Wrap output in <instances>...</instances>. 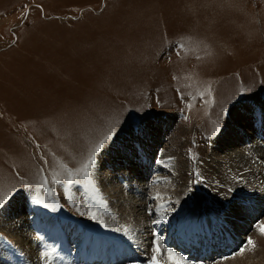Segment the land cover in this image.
Returning a JSON list of instances; mask_svg holds the SVG:
<instances>
[{
	"label": "rangeland",
	"instance_id": "rangeland-1",
	"mask_svg": "<svg viewBox=\"0 0 264 264\" xmlns=\"http://www.w3.org/2000/svg\"><path fill=\"white\" fill-rule=\"evenodd\" d=\"M0 91V200L7 197L0 204V249L15 263H22L23 255L13 248L15 223L9 218L18 207L24 209V232L35 235L33 248L48 264L130 263V242L100 231L98 215L108 205L93 184L95 172L102 171L109 174L106 185L116 184L125 198L144 203L139 210L151 220L142 231L149 234L146 250L139 249L133 264H152L154 254L160 264H173L168 249L185 264L232 261L251 231L256 244L243 258L264 259V221L257 225L264 219L262 186L250 179L248 188L240 183L232 189L240 194H223L237 213L222 214L227 201L217 192L221 179L212 181L210 167L226 151H241L245 144L249 150L264 147V0H0ZM109 133L112 139L97 154L88 178L74 174ZM222 137L229 140L225 152ZM159 152L152 173L151 157ZM135 153L137 161L147 159L145 175L133 177L141 189L129 184L130 177H114L101 162L119 166L120 157L136 161ZM175 164L184 170L183 181L171 170ZM69 171L78 183L67 182ZM254 179L261 184L258 175ZM167 181L169 193L161 198L155 186ZM88 209L98 211V219ZM162 210L184 215L171 221L167 212L160 221ZM53 220L60 231L48 225ZM80 224L96 231L85 232ZM157 235L159 252L153 244ZM205 235L212 245L218 240L226 246L210 260L203 258ZM101 242L113 250L96 259ZM192 255L203 262L191 261Z\"/></svg>",
	"mask_w": 264,
	"mask_h": 264
},
{
	"label": "bare ground",
	"instance_id": "bare-ground-1",
	"mask_svg": "<svg viewBox=\"0 0 264 264\" xmlns=\"http://www.w3.org/2000/svg\"><path fill=\"white\" fill-rule=\"evenodd\" d=\"M19 46V45H18ZM26 48H28V47H26ZM27 51H28V49H27ZM126 75V74H125ZM68 76V75H67ZM126 78V77H125ZM68 81V80H67ZM205 81H207V80H205ZM69 86V85H68ZM3 87V86H2ZM67 87V86H66ZM4 88H6V87H4ZM16 88V87H15ZM72 88H73V86H72ZM72 88H71V90H72ZM7 89V88H6ZM16 89H18V88H16ZM20 89V88H19ZM70 90V89H69ZM2 91H5V90H2ZM2 91H0V93L2 92ZM15 91H17V90H15ZM14 92V91H13ZM18 92V91H17ZM67 92V91H66ZM16 93V92H15ZM19 93V92H18ZM101 94V93H100ZM15 95H18V94H15ZM22 95V94H21ZM20 95V96H21ZM39 95V94H38ZM89 95V94H88ZM95 95H96V93H95ZM109 95V94H108ZM2 96H3V94H2ZM1 96V97H2ZM5 96H6V94H5ZM19 96V95H18ZM26 96H27V94H26ZM41 96V95H40ZM67 96H68V93H67ZM72 96V95H71ZM94 96V95H93ZM98 96H100V95H98ZM0 97V98H1ZM10 97V96H9ZM11 97H13V96H11ZM22 97V96H21ZM20 97V98H21ZM54 97V96H53ZM52 97V98H53ZM68 97H70V94H69V96ZM91 97V96H90ZM89 97V100L92 98H90ZM4 98V97H3ZM5 98H8V97H5ZM14 98V97H13ZM67 98V97H66ZM101 98V97H100ZM100 98H98V100L100 101L101 99ZM111 98V97H110ZM218 98V97H217ZM12 99V98H11ZM94 99V97L91 99V101ZM96 99V98H95ZM107 99V98H106ZM112 99V98H111ZM111 99H109V100H111ZM219 99V98H218ZM3 100V99H2ZM89 100H87V101H89ZM113 100V99H112ZM5 101V100H4ZM50 101V100H49ZM107 101V103H108V105L110 104L111 105V103H109L108 102V100H106ZM218 101V100H217ZM82 103V102H81ZM89 103H90V101H89ZM91 103H95V101H93V102H91ZM100 103H101V101H100ZM85 104V103H84ZM84 104L81 106V107H84ZM88 105V104H87ZM103 105V104H102ZM107 105V104H106ZM45 106V105H44ZM79 106V107H80ZM90 106V105H89ZM89 106H85L86 108L87 107H89ZM96 106V105H95ZM78 107V106H77ZM54 108V107H53ZM101 108V104H100V106H99V109ZM90 109H91V107H90ZM214 109V108H213ZM75 111V110H74ZM213 111V110H212ZM52 112V111H51ZM85 112V111H84ZM83 112V113H84ZM87 112H89V111H87ZM47 113H49V112H47ZM72 114V113H71ZM78 114V113H77ZM53 115H54V113H53ZM52 115V116H53ZM72 115H74V114H72ZM247 114H244L243 116L245 117ZM45 116V115H44ZM58 119V118H57ZM42 120H44V119H42ZM57 121V120H56ZM65 121V120H64ZM68 121V120H67ZM70 121V120H69ZM54 122V121H53ZM46 123V122H45ZM49 123V122H48ZM62 124H64V123H62ZM63 125H58V127H62ZM51 127V126H50ZM55 127H57V126H55ZM65 127V126H64ZM43 128H44V126H43ZM52 128V127H51ZM50 128V129H51ZM19 129V128H18ZM31 129V128H30ZM78 129L80 130V127H78ZM32 130V129H31ZM46 131V129H43V131ZM53 130V129H52ZM78 130V131H79ZM29 131V130H28ZM49 131H51V130H48L47 132H49ZM66 131V130H65ZM65 131H64V135H65ZM68 131V130H67ZM149 131H153L152 129H149ZM54 132V131H53ZM75 132V131H74ZM63 133V132H62ZM68 133V132H67ZM66 133V134H67ZM88 133V132H87ZM33 134V133H32ZM73 134V133H72ZM85 134H86V132H85ZM50 135H51V133H50ZM50 135H48V136H50ZM63 136V135H62ZM85 136V135H84ZM54 136L52 135V138H53ZM56 137V136H55ZM65 137H66V135H65ZM67 138H68V136H67ZM54 139V138H53ZM69 139H71V138H69ZM28 140V139H27ZM80 140V139H79ZM78 140V141H79ZM57 141V140H56ZM78 141H76V143H78ZM229 142V140L226 138V137H222L221 139H220V147H222V149H223V151L225 152V150L227 149L226 148V146H228L227 145V143ZM251 142V141H250ZM253 142V141H252ZM58 143H60V141L58 142ZM66 143H67V141H66ZM74 143V142H73ZM248 143V142H247ZM43 144V143H42ZM60 145V144H59ZM77 145V144H76ZM246 145V144H245ZM245 145H243L242 146V148H241V151H238L237 149H236V152L235 153H229L228 151H226L227 152V154L225 155L226 157L224 158V159H222L220 162H218V161H216V163L215 162H213V161H211V163H214V166H212L213 164H211V168L214 170V178H212L213 180L212 181H214V180H216L217 178H220L221 180H219V182H221V184L220 185H216L215 187L216 188H218L217 189V192H219V194H222V196H223V198L227 201V205H228V207H227V210L226 211H224V212H222V214H225V213H227L229 210L232 212V214H234V212L235 213H237L236 212V210L235 209H233V207H234V205H231V203H230V199H229V197L228 196H225L226 194L228 195L229 193H230V195H233V194H240L239 192H236V193H234V191L232 192V189L233 188H235V189H237L238 188V186H240L239 184L241 183H243V186H246V188H248L247 187V185H248V182L250 181V179H252L257 185H260V186H262V189H260L261 187H259V189L261 190L259 193L261 194V195H263L262 194V192L264 191V147H254V148H251L250 150L249 149H247L246 147H245ZM39 147V146H38ZM241 147V146H240ZM45 148V147H44ZM69 149V148H68ZM51 150V149H50ZM71 151H74V150H71ZM54 152H56V151H54ZM67 152V151H66ZM119 153V155L121 156V152L119 151L118 152ZM160 152L159 153H153V156L151 157V161H152V163L150 164V166H149V168H150V170L149 171H152V173H153V168H151L152 167V165H153V163L155 162V161H157L158 160V158H159V156H160ZM51 155V154H50ZM54 155H56V154H54ZM59 155V154H58ZM65 155V154H64ZM74 155H75V152H74ZM73 155V156H74ZM61 156V155H60ZM63 156V155H62ZM67 156V155H66ZM70 156V155H69ZM69 156H68V158H69ZM136 156H138V155H136V153H135V155H134V160H136L137 158H136ZM50 157V156H49ZM53 158H55V161H57L56 160V158H57V156H54ZM66 158V157H65ZM121 158V164L119 165V166H116L115 165V163H112L111 161H106V160H103V161H101L104 165L105 164H108V166L107 167H110V169H111V172H114L115 171V173L113 174V176L115 177L116 175H118V177H121L122 179L123 178H126V176L127 177H130L129 179H127L128 180V182H129V184L131 183V184H133V187L134 188H140L141 189V183L139 184V183H136V182H134L133 181V177L134 176H138V177H142V176H144L145 175V173H144V171L143 170H145V169H148V168H146V164H147V159H145L144 161L142 160V158L140 157L139 159H138V161L136 160V161H133V160H131V162H128V160H124V159H122V157H120ZM148 158V157H147ZM157 158V159H156ZM162 158V157H161ZM59 159H61V158H59ZM67 159V158H66ZM66 159H64V157H63V160H66ZM164 159V158H163ZM51 160V159H50ZM54 160V159H53ZM53 160H51V161H53ZM171 162V161H170ZM49 163H51V162H49ZM53 163H56V162H52V164ZM173 163H175V162H173ZM220 163V164H219ZM134 164H135V166H136V168H138L137 170H136V168H135V166H134ZM49 165V164H48ZM173 165V164H172ZM177 166L178 167H182L181 165H179V164H177ZM208 166H209V164H208ZM76 168V167H75ZM123 168H126V169H123ZM173 169H171L174 173H178V176H179V178H177V179H179L180 181H183V172H184V170H181L180 172H179V170H177L178 168H176V164H175V166L174 167H172ZM75 170V169H74ZM72 172V171H71ZM74 172V171H73ZM126 173V175L125 176H119V175H121V174H125ZM151 173V172H150ZM213 173V172H212ZM75 174V173H74ZM108 174V173H107ZM106 174V172L105 171H102V173H98V172H95V179H94V184H93V186H94V189H95V191H94V193H96L97 195H99V196H101L102 197V200H105V202L107 203V207L106 206H104V208L102 209V212L103 213H100L99 215H98V217L99 218H101V221L103 222V224H102V226L100 227V231H103V233H101L102 235H108V236H112V237H114L115 235H118V236H121V237H124L125 238V240H127V241H129L130 242V244L134 247V249L131 247V249L128 247V249H129V251L131 252V257L129 256V259H130V263L129 264H133V263H135V262H137L135 259H138V256H136L135 257V255H136V253H137V255H139L140 253L142 254V251L143 250H146V245L148 244V242H146V239H148L149 238V234L147 235V234H144L142 231L144 230V228H143V226H149L150 227V223H148V222H144V221H148V220H146L147 219V216L148 215H146L145 213H144V210H143V213H141L140 212V207L141 208H143V206H144V203H142L141 204V202H137V200H135L134 201V197H130L129 199L128 198H125V197H127V196H125V194H124V192H123V190H122V192H121V190H119L116 186V184L115 185H111V184H109V185H106V183H107V178H108V175ZM255 175H258V179H261V184H259L258 183V181H256L255 179H254V176ZM156 176V175H155ZM172 176V175H171ZM176 176V175H175ZM88 178V177H87ZM86 178V179H87ZM161 178V177H160ZM181 178V179H180ZM115 179V178H114ZM46 180H48V179H46ZM84 180V179H83ZM86 181V180H85ZM174 181H176V180H174ZM174 181H173V183H174ZM223 181H226V184H230L231 186H232V188H230V189H228L227 188V186H226V184H225V182L223 183ZM176 182H178V181H176ZM175 182V183H176ZM112 183H113V181H112ZM118 183V182H117ZM173 183H172V186H173ZM180 183V182H179ZM247 183V184H246ZM114 184V183H113ZM170 185L171 184V182L170 181H167V184H165V185H163V184H158L157 186H155L156 188H158V190H159V192L161 193V195H159L161 198H162V195L163 194H167V193H169V186H167V185ZM225 184V186H223ZM88 185V184H87ZM177 185V184H176ZM172 186H171V188H172ZM86 187V186H85ZM176 187V186H175ZM91 188V187H90ZM131 188V187H130ZM153 188V187H152ZM250 188V187H249ZM252 188V187H251ZM254 188V187H253ZM88 189V188H87ZM93 189V188H92ZM139 189V190H140ZM259 189H255L254 191V193H252V194H256V193H258V191H259ZM89 190V189H88ZM47 191V190H46ZM92 191V190H91ZM177 192H175L176 194H174V199H176L175 201H176V203H178V197H179V193L180 192H178V190H176ZM87 192V191H86ZM85 192V193H86ZM223 194H225V195H223ZM40 195V194H39ZM95 195V194H94ZM146 195V194H145ZM131 196V195H130ZM136 196V195H135ZM149 196H151V195H149ZM157 196V195H156ZM95 197V196H94ZM141 197V196H140ZM145 196H142V198H144ZM37 198V197H36ZM154 198V197H153ZM53 199V198H52ZM92 199H94L93 197H92ZM96 199V198H95ZM159 199V198H158ZM101 200V201H102ZM232 200V199H231ZM239 200V199H238ZM42 201V200H41ZM240 202V201H239ZM98 203V202H97ZM181 203V202H180ZM235 203V202H234ZM20 204V203H19ZM21 204H22V206H24L23 205V203L21 202ZM90 204V203H89ZM84 205V204H83ZM167 205V204H166ZM226 205V206H227ZM30 206V205H29ZM87 206V205H86ZM91 206H92V204H91ZM90 206V207H91ZM140 206V207H139ZM164 206H165V204H164ZM14 207V206H13ZM15 207H18V206H15ZM89 207V206H88ZM87 207V208H88ZM97 207V206H96ZM99 207V206H98ZM138 207V208H137ZM145 207V206H144ZM171 207V206H170ZM7 208V207H6ZM167 208V207H166ZM165 208V209H166ZM180 208V207H179ZM12 210H15L16 212L14 213V214H12L11 216H10V222L11 223H15V224H13V226H15V227H13V229H11V232L12 233H14V235H13V238H15L14 240V242H15V245L13 246V248L15 249H17V251H19L20 252V254L21 255H23L22 256V259H23V261H22V263H20V264H48V261H47V259L45 258V256L43 255V254H41V253H39V251L36 253L35 252V250H34V245H33V242H32V240H34V236L35 235H33V236H30L29 234H28V236H27V233H25L24 232V230H23V226H24V220H23V216H24V214H23V212H24V209H19V207H18V209L16 210L15 208H11ZM73 209V208H72ZM86 209V208H85ZM174 210H175V208H173ZM189 209V208H188ZM234 210V212L232 211V210ZM81 210V209H80ZM171 211V212H169L168 210H167V212H169V215L167 216L165 213H167V212H165V213H163L165 210H162V215L164 216V214L166 215V217H169L170 218V220H171V218L173 219L174 218V216H183L184 214L182 213V214H175V211ZM88 211H89V209H88ZM92 211V210H91ZM190 211V210H189ZM199 211H200V209H199ZM208 211V210H207ZM87 212V211H86ZM98 212V211H97ZM96 212V213H97ZM159 211H157V213L156 214H158L159 215V213H158ZM245 212V211H244ZM7 213V212H6ZM153 215V214H152ZM151 215V216H152ZM157 216V215H156ZM28 217V216H27ZM149 217V216H148ZM186 217V216H185ZM57 218V217H56ZM98 219V218H97ZM177 219V218H176ZM183 219V218H182ZM149 221H151V220H149ZM172 221V220H171ZM174 221V220H173ZM264 221V219H262L260 222H258V226L260 227V225L262 226L263 225V222ZM263 222V223H262ZM58 223L56 222V221H50V223L48 224V225H57ZM77 227H79V229H81V230H83V231H88V230H92L93 232L94 231H96L95 229L93 230V228H91V227H88V226H86V225H81L80 224V226H77ZM259 227H256V229H258ZM97 229V228H96ZM255 229V230H256ZM56 230L57 231H60L61 230V226L60 225H57V228H56ZM99 230V229H98ZM75 232V231H74ZM254 232L255 231H251V233L249 234L251 237V239L253 240V238H255L254 236H255V234H254ZM62 233H63V235H65V234H67V232H64L63 230H62ZM71 233H72V231H71ZM89 233V232H88ZM94 234V233H93ZM254 234V235H253ZM67 235H69V234H67ZM214 235V234H213ZM11 236V235H10ZM19 236V237H18ZM62 237V236H61ZM244 237V236H243ZM257 237H258V235H257ZM259 238V237H258ZM5 239H8V237L7 238H5ZM118 239V238H117ZM121 239V238H120ZM224 239V238H223ZM256 239V238H255ZM105 240V239H104ZM2 241V240H1ZM4 241V240H3ZM35 241V240H34ZM113 241V240H112ZM225 241H226V239H225ZM258 241H259V239H258ZM257 241V242H258ZM261 241H263V240H260V242ZM223 242H224V240H223ZM227 242V241H226ZM256 242V241H255ZM222 243V242H221ZM259 243V242H258ZM225 244V243H224ZM256 244V243H255ZM12 245V244H11ZM259 245V244H258ZM191 247V246H190ZM249 247V245L246 243V245H245V247H244V249H246V250H248L247 248ZM255 247V246H254ZM122 248V247H121ZM2 249V248H1ZM0 249V258H6V260L5 261H3L2 259H0V264H18V263H15V262H17V261H15V260H13L12 261V259L10 258V257H6L5 255H4V252H3V249L1 250ZM125 249H127V247H125ZM127 249V250H128ZM139 249H143V250H141V251H139ZM188 249V248H187ZM112 251L113 249H111V248H109V246L106 244V243H104V242H101L100 243V245L98 246V248H97V250L95 251V252H93V255L95 256V258L96 259H99V258H101L102 257V255H103V259H105V256L106 255H104L103 254V251ZM253 250V249H252ZM251 250V251H252ZM121 251V250H120ZM35 252V255L33 254ZM119 252V251H118ZM195 252V251H194ZM204 252H205V250H204ZM126 253H128V252H126ZM125 253V254H126ZM203 253V252H202ZM3 254V255H2ZM17 254H18V252H17ZM125 254H124V256H125ZM198 254V253H197ZM204 254V253H203ZM246 254V251H244L243 253L240 251V253L237 255V256H235V257H233V258H235V259H233L232 261H231V259H230V257H229V261L228 260H226V259H224V260H221V261H218V262H215L214 264H225V263H228V264H264V259L263 258H261V257H259L260 259L258 260V262L257 263H255V262H253V261H250L249 259H247L246 258V261L244 260V258H243V255H245ZM127 255V254H126ZM80 256V255H79ZM144 256H146V255H144ZM193 257H194V255H192ZM237 257V258H236ZM118 258V257H117ZM120 258V257H119ZM122 258V257H121ZM120 258V259H121ZM250 258V257H249ZM252 258V257H251ZM123 259V258H122ZM121 259V260H122ZM258 259V258H257ZM115 260V259H114ZM114 260H112L113 262H114ZM126 260V259H125ZM124 260V261H125ZM79 263H82V260H79L78 261ZM88 262V261H87ZM107 260H106V262L104 263V264H107ZM229 262H231V263H229ZM110 263V262H109ZM121 264H126V263H122V262H120ZM93 264V263H92ZM115 264H119V262L118 263H115Z\"/></svg>",
	"mask_w": 264,
	"mask_h": 264
},
{
	"label": "snow or ice",
	"instance_id": "snow-or-ice-1",
	"mask_svg": "<svg viewBox=\"0 0 264 264\" xmlns=\"http://www.w3.org/2000/svg\"><path fill=\"white\" fill-rule=\"evenodd\" d=\"M112 139V134L109 133L107 135H105L103 137V139H101L92 149L89 157L84 161V163L82 164V166L76 170L75 174L76 175H82L84 176L85 178L88 177L92 167L95 165L96 163V157H97V154H99L102 149L104 148V146L106 145V143L108 141H110ZM194 159V157H193ZM73 173L71 171H69L68 173V176H69V179H68V183L71 184V183H78L79 181H74L73 179H71ZM56 181L53 180V183H55ZM7 197H4V200H6ZM4 200H0V204H3ZM37 203H40V201H37ZM47 207V205H45ZM88 215L92 218V219H97V214L96 212H93V211H89L88 212ZM165 219V216L161 215L160 216V221H163ZM160 221H154V223H159ZM261 233H264V226L261 227ZM159 241H160V237L157 235L155 236L154 238V241H153V244L155 245V248H154V251L155 252H159L160 249H159ZM247 244L249 246H252L254 247L255 244H254V241L249 238L248 241H247ZM245 251L244 248L241 249V252ZM47 255V253L45 254ZM168 257L170 260L173 261V264H185L184 262V259L183 257H178L176 255L175 252H173L171 249H168ZM152 264H160V261L157 259V256L154 254L152 256Z\"/></svg>",
	"mask_w": 264,
	"mask_h": 264
}]
</instances>
